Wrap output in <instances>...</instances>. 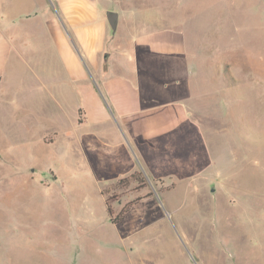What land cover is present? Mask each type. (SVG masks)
Returning a JSON list of instances; mask_svg holds the SVG:
<instances>
[{"label": "rangeland", "instance_id": "1", "mask_svg": "<svg viewBox=\"0 0 264 264\" xmlns=\"http://www.w3.org/2000/svg\"><path fill=\"white\" fill-rule=\"evenodd\" d=\"M54 1L5 4L30 39L0 70V264H264V0H97L118 14L99 70ZM144 29L183 50L138 66Z\"/></svg>", "mask_w": 264, "mask_h": 264}, {"label": "crops", "instance_id": "2", "mask_svg": "<svg viewBox=\"0 0 264 264\" xmlns=\"http://www.w3.org/2000/svg\"><path fill=\"white\" fill-rule=\"evenodd\" d=\"M0 1V70H2L3 62L11 49L15 50L19 56L27 54L28 47H26V45H28V41L26 39L27 37L28 39L30 38L28 35H24L22 38L9 35L8 31L11 30V28H14L15 24L8 20L5 13V4L7 3V0ZM54 5L56 14L61 16V19L69 26L70 31L80 48L83 61L95 70H99L98 68L101 63H109V65L111 64L113 67L115 61L112 54L110 52H105L109 24L106 17L102 16L99 12L97 0H55ZM70 18L74 20L75 27L79 31L77 34L70 26ZM47 23H49L47 26L49 39H51V42L57 46V50L61 54V58H63L65 81H67V83L69 82L70 85L76 83L77 86L82 87V82L85 79V72L82 64L75 58V54L73 55V52L67 43V38L59 29L57 21L51 18ZM16 39L18 40L17 42ZM133 44L136 49L135 53L138 54L136 57L138 66H140V61L143 59V53L141 50L145 52L144 55H147V57H151L152 59H158L164 54H178L183 50L182 35L177 31L169 29H156L152 31H147L145 29L140 30L134 36ZM62 46L66 48L67 53L62 51ZM101 54L102 57H107L106 61H101L99 59ZM66 55H68V58ZM117 64L120 68L121 64ZM110 71L112 73L113 68L110 67ZM162 86L161 83V87Z\"/></svg>", "mask_w": 264, "mask_h": 264}, {"label": "trees", "instance_id": "3", "mask_svg": "<svg viewBox=\"0 0 264 264\" xmlns=\"http://www.w3.org/2000/svg\"><path fill=\"white\" fill-rule=\"evenodd\" d=\"M140 173L139 172H133L131 173L130 175L128 176H125V177H122L118 180V183L120 182H129L130 180H135V181H138L139 178L137 177V175H139ZM141 178V177H140ZM106 209H107V212H108V215L110 217V221L112 223H118L121 219H122V212L124 213V211H122L117 217H111L112 215V210L109 206V203H108V200H106Z\"/></svg>", "mask_w": 264, "mask_h": 264}, {"label": "water", "instance_id": "4", "mask_svg": "<svg viewBox=\"0 0 264 264\" xmlns=\"http://www.w3.org/2000/svg\"><path fill=\"white\" fill-rule=\"evenodd\" d=\"M106 19L111 30L114 32L117 26V19H118L117 11H107Z\"/></svg>", "mask_w": 264, "mask_h": 264}]
</instances>
